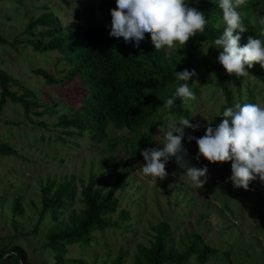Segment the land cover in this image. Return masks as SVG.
<instances>
[{
	"label": "rangeland",
	"instance_id": "rangeland-1",
	"mask_svg": "<svg viewBox=\"0 0 264 264\" xmlns=\"http://www.w3.org/2000/svg\"><path fill=\"white\" fill-rule=\"evenodd\" d=\"M186 2L200 10L199 0ZM236 10L248 27L241 34L240 45L247 43L249 35L264 42V24L260 23L264 0H245ZM44 11H51L63 29L85 25L91 30L92 43L102 42L115 56H119L118 44L124 42L122 37L109 36L111 15L103 0H0V68L13 78L10 89L17 94L30 92L28 96L41 103L27 113L18 100L8 97L0 106V142L13 149L0 154V264H22L10 249L13 244L25 249L27 264H77L68 258L108 263L120 252L122 260L117 264H134L142 255L139 246L150 245L155 235L153 226L162 220L169 225L167 244L178 250L186 249L188 236L193 232L216 246L219 251L210 256L207 264H264V228L259 224L258 197L249 189L233 187L228 179L231 161L210 163L203 156L197 160L196 141L188 140V136L199 138L205 134L204 126L209 123L206 119L213 127L222 120L217 115L222 112L225 99L214 80L216 57L209 40L204 39L196 50L198 63L193 70L197 75L191 77V90L197 100L189 101L190 107L184 104L186 116L163 107L173 85L157 84L149 90L150 110L144 119L132 128L109 119L106 135L99 141L93 138V129L81 132L58 123L61 114L73 115L85 109L88 89L77 74L68 73L70 56L55 48L37 49L30 43V38L49 37L41 32L47 29L45 24L36 23L30 28L27 24ZM222 19L223 14H219L212 22L221 24ZM219 29L223 33V27ZM126 44L137 48L135 41ZM147 46L154 47L146 33L139 47ZM161 51L165 59L182 61L185 57L184 45L179 42ZM36 69H44L55 80H47ZM221 72L233 90L232 106H264L263 81L250 71L249 76L240 78L228 74L223 66ZM182 117L193 125H201L196 130L186 127L182 143L191 164L208 168L202 188L192 186L174 157L166 163L168 175L163 180L155 181L142 172L145 161L141 150L163 147L156 140L163 138L159 136L160 129ZM125 161L129 164L127 173L113 192L119 197L118 204L105 214L111 223L117 222L93 228L88 242H61L60 251L47 244L48 232L57 221L80 213L84 205L81 188L89 177L93 186L104 192L113 185ZM67 180L70 186L62 204L55 212L44 209V184L51 181L50 193ZM253 181L264 194V182L259 177ZM121 211L126 215L122 216ZM196 257L191 255L184 264H199Z\"/></svg>",
	"mask_w": 264,
	"mask_h": 264
},
{
	"label": "trees",
	"instance_id": "trees-1",
	"mask_svg": "<svg viewBox=\"0 0 264 264\" xmlns=\"http://www.w3.org/2000/svg\"><path fill=\"white\" fill-rule=\"evenodd\" d=\"M108 14L111 15L110 9L116 7V0H103ZM200 11L204 12L207 24L204 33H198L190 37L185 49V57L182 61L175 59H165L160 50L154 47H137L132 48L124 42L118 44L119 56H115L102 42L92 43L91 30L85 25L75 27L68 26L63 29L56 20L51 11H44L36 18L28 21L29 28L36 23L45 24L47 29L42 30L43 34L49 35L47 40L41 38H30V43L37 49H57L62 55H68L72 58L71 66L68 69L69 74H77L87 85L88 93L85 97V109L82 112H76L73 115L61 114L58 117V123L75 127L78 131L93 129V138L103 140L106 135V124L109 119L114 120L117 124L134 127L146 117L150 110L149 90L155 85H173L170 90V97L174 96L176 88L187 83L191 88V78L188 81H180L175 76L176 72L185 69L192 71L197 63L196 50L204 39H208L212 50L215 54L213 64V75L215 82L223 90L225 103L221 110L232 106V88L226 81L221 72L222 65L218 62L217 57L222 49L215 48L214 40L222 35L220 29H216L212 20L216 15L222 14L216 0H199ZM0 39H2L0 37ZM246 70L254 74L264 82V69L258 63H254L252 68ZM47 80H55L52 74L47 73L44 69H36ZM12 76L0 68V106L8 97L12 100H18L27 113L32 106H38L41 103L32 99L25 92L17 94L10 89ZM171 85V86H172ZM242 104V103H240ZM178 116H186L187 109L184 106L182 98L176 97L174 105L169 109ZM67 132H73L67 130ZM13 149L6 143L0 142V154L10 153ZM128 161H125L124 167L117 174L113 185L104 192L98 187L93 186V180L89 177L86 184L82 185L83 208L78 214H71L65 221H57L56 225L48 232L47 244L51 245L57 251L62 250L59 246L61 242H88L90 240V231L95 227H102L112 223L105 215L108 211L115 208L118 204V196L114 195L115 188L119 185L120 180L127 173ZM231 171V168H230ZM70 181L59 183L52 192L49 193L51 181H47L41 188L43 195V208H50L55 212L62 204L63 197L68 193ZM249 190L254 193L259 200L257 212L259 215V224L264 228V194L258 189L254 181H250ZM121 215H126L121 211ZM155 235L149 246L140 245L141 256L137 257L134 264H165L172 262L174 264H184L185 260L193 254L199 264H207L210 256L217 254L219 249L211 245L196 232L188 236L186 249L178 250L171 244H167L166 234L169 225L162 220L153 226ZM18 260L22 264L28 263V256L25 249L19 244L11 245ZM231 252L226 251V256L230 258ZM123 252L106 263L103 260L99 263H89L85 259H66L67 261H77V264H117L122 260Z\"/></svg>",
	"mask_w": 264,
	"mask_h": 264
},
{
	"label": "clouds",
	"instance_id": "clouds-1",
	"mask_svg": "<svg viewBox=\"0 0 264 264\" xmlns=\"http://www.w3.org/2000/svg\"><path fill=\"white\" fill-rule=\"evenodd\" d=\"M216 2L222 10L223 19L215 27L224 29L223 34L214 40L215 48L222 49L217 57L218 62L228 74H235L237 78L250 75L245 66L252 68L254 63H259L264 68V42L249 35L245 45L239 43L241 34L248 31V27L242 23L241 14L236 9L244 5L245 0ZM110 13L109 36L122 37L125 43L135 41V46L139 47L147 33L155 50L172 48L176 42L186 45L190 37L203 34L207 24L204 12L189 6L186 0H116V7L110 9ZM260 23L264 24V18L260 19ZM195 75V70L175 71L180 81L186 82ZM176 97L182 98L185 105L197 100L189 85L182 83L176 88L174 96L164 101L163 107L170 109ZM217 116L222 120L215 127L205 118L209 123L204 126L205 134L202 137L188 136V140H195L198 146L196 159L203 156L210 163L231 161V176L228 179L234 188L248 190L250 181L257 177L264 182V106L236 103ZM186 127L196 130L201 125H193L188 118L182 117L166 129H160L159 136L163 138L156 140L163 147L141 150L145 161L142 164L144 175L155 181L157 178L165 179L168 175L166 163L170 157H174L192 186L196 189L203 187L208 178V168L196 167L186 159L188 151L182 143Z\"/></svg>",
	"mask_w": 264,
	"mask_h": 264
}]
</instances>
